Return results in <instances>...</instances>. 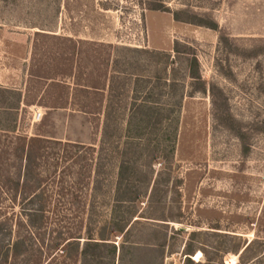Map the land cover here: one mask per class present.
<instances>
[{"label": "rangeland", "instance_id": "374dc122", "mask_svg": "<svg viewBox=\"0 0 264 264\" xmlns=\"http://www.w3.org/2000/svg\"><path fill=\"white\" fill-rule=\"evenodd\" d=\"M155 1L210 16L220 31L175 22L139 0H0V87L23 95L32 90L25 102L36 94L35 103L40 102L46 84L28 78L35 62L52 73L64 72L67 87L48 88L52 97L41 100L62 107L59 112L22 104L16 113L1 115L0 122L11 125L15 135L43 134L95 148L82 162L76 163L74 155L66 161L60 157L63 173L46 183L55 211L49 228L73 230L90 215L98 234L100 227L123 218V233L112 226L106 238L117 250L129 243L121 254L133 264H264V0ZM39 27L80 42L73 50L50 41L34 47ZM176 44L180 56L196 58L201 79L217 87L230 116L225 125L216 120L208 93L193 91L184 64L162 71L166 79H175L166 83L156 79L157 59L135 52L174 58ZM63 52L72 55L71 61L53 59ZM92 84L103 90L85 93L83 87ZM9 101L16 107L15 96ZM144 101L172 112L163 124L142 132L133 152L126 149L130 138L138 137L130 131V117ZM84 108L92 114L80 112ZM108 109L112 136L109 147H101ZM236 131L244 135L243 143ZM101 148L103 175L92 191L85 170ZM120 156L136 159L143 179L137 184L140 198L131 205L117 201ZM60 188L64 195L58 194ZM192 232L197 236L190 239Z\"/></svg>", "mask_w": 264, "mask_h": 264}, {"label": "trees", "instance_id": "16d2710c", "mask_svg": "<svg viewBox=\"0 0 264 264\" xmlns=\"http://www.w3.org/2000/svg\"><path fill=\"white\" fill-rule=\"evenodd\" d=\"M9 1V0H5ZM140 2H147V9L153 12H163L170 14L173 21L178 23H186L194 26L205 27L213 31H220L218 24L206 15H200L194 12L191 8L185 7L177 10H171L165 7L161 2L155 0H139ZM36 27V26H35ZM40 31L34 33V47H37V42H55L56 45L67 47L68 50L75 49V45L80 42L69 37H64L55 34L51 30H45L39 27ZM221 40H225L220 35ZM68 43V45H66ZM135 52L149 55L153 59H157V64H160V70L155 74L158 81L175 82V79L169 76L166 79V75H163L162 71L170 69L173 71L175 63L184 64V73L187 78L192 80L193 91L208 95L212 98L213 113L216 120L220 124H224L226 119H229L228 111L224 107L220 100L217 98V87L214 84L207 83L201 79L199 73V65L194 56L184 54L180 56V51L177 49V44L173 47L176 57L171 58V55L149 51L146 49ZM71 54L63 52L57 54L53 59L71 61ZM34 62V61H33ZM49 69H45L42 65H38L37 62L32 63L28 78L42 82L46 86L44 92L39 97L40 102L35 103L37 94L32 98L33 101L25 102L29 98V93L32 90L26 89L27 92L14 91L0 87V116L12 115V112L18 111L20 106L34 105L43 106L48 110L47 112H59L62 107H50L41 100H44L46 96H51L52 91L48 92V88L66 89V78L62 73H52ZM58 76H61L59 79ZM78 79L75 81L81 90L82 86L77 84ZM174 84V83H172ZM85 93L89 94V90H93L95 93H100L103 89L98 88L96 84L91 86H85ZM62 97L63 92L59 93ZM16 97L17 105L14 107L10 105L12 97ZM52 97V96H51ZM182 97L179 98V102ZM136 104V101L134 102ZM163 113H160L162 112ZM165 109H156L150 107L148 102H143L134 106L130 117V131L138 137L130 138V142L126 143L128 150L133 152L137 151L141 142L140 136L143 131H151L155 126L163 124L165 120L170 117L172 111L165 113ZM83 114H92L91 111L81 109ZM16 113V112H15ZM165 113V114H164ZM112 112L108 109L104 112V123L102 129V137L100 141L101 147H109V141L112 134L109 132L111 128ZM5 121L0 122V264H43L44 259L49 261L44 264H133L132 260H126L125 251L129 248V243H121L118 250L114 244L108 242L106 238V232L110 227L115 226L116 231L123 233L126 221L120 219L115 225H104L99 228V233L95 234L94 225L91 221L92 216H87L85 225L83 221L79 223L73 230L59 231V228L48 227L51 215H54L53 207L49 203L50 192L46 188L48 178L53 176L60 177L62 171L58 170L60 157L63 161L70 160L74 155V159L82 162L85 161V154L90 152L94 153L95 148L91 146H84L77 142H62L54 136H48L43 134H34L32 137L23 135H15L13 127L11 125H5ZM153 127V128H152ZM149 134V133H148ZM235 136L244 142V135L241 132L236 131ZM2 137L5 139L3 140ZM137 142V143H133ZM164 143V149H166ZM69 149V152H68ZM105 149L101 148L100 155L96 157V161L85 170L88 172L87 177L91 178L92 191H96L99 188L101 176L103 175V157L102 153ZM247 149H244V153ZM92 155V154H91ZM93 156V155H92ZM138 160V159H137ZM132 163V164H131ZM136 159L133 162L126 160L123 156L119 159V171H118V203L130 205L135 203L140 198V193L137 189V184L142 182L140 176L141 171L139 165L136 164ZM81 167V166H80ZM50 168L53 171L50 175ZM82 168V167H81ZM63 188L58 189V194L64 195ZM77 210L78 207H76ZM61 228V227H60ZM178 233L184 232V229H177ZM83 235H82V234ZM125 235V234H124ZM48 236V239L47 237ZM193 239L197 236L196 232L189 234ZM249 243L242 254L245 253L250 246ZM135 244L132 245L134 247ZM149 246L145 248H151ZM184 249L187 252L190 248L185 245ZM55 251L60 252V256L54 255ZM118 253V257L116 254ZM54 255V256H53ZM187 256L185 259L188 263H192L188 257L189 253H185ZM117 258V259H116ZM241 258V255H240Z\"/></svg>", "mask_w": 264, "mask_h": 264}, {"label": "built area", "instance_id": "2783aa9c", "mask_svg": "<svg viewBox=\"0 0 264 264\" xmlns=\"http://www.w3.org/2000/svg\"><path fill=\"white\" fill-rule=\"evenodd\" d=\"M37 118L40 120L41 119V113H38Z\"/></svg>", "mask_w": 264, "mask_h": 264}, {"label": "bare ground", "instance_id": "6f19581e", "mask_svg": "<svg viewBox=\"0 0 264 264\" xmlns=\"http://www.w3.org/2000/svg\"><path fill=\"white\" fill-rule=\"evenodd\" d=\"M197 254H198V256H199L200 253H197Z\"/></svg>", "mask_w": 264, "mask_h": 264}]
</instances>
